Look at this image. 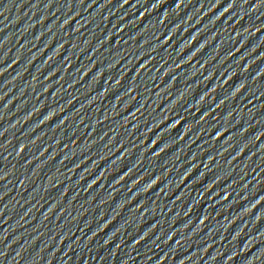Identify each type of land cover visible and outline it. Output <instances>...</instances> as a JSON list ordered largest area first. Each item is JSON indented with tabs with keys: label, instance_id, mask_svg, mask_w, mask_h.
Masks as SVG:
<instances>
[{
	"label": "water",
	"instance_id": "1",
	"mask_svg": "<svg viewBox=\"0 0 264 264\" xmlns=\"http://www.w3.org/2000/svg\"><path fill=\"white\" fill-rule=\"evenodd\" d=\"M136 264H264V0H58Z\"/></svg>",
	"mask_w": 264,
	"mask_h": 264
}]
</instances>
